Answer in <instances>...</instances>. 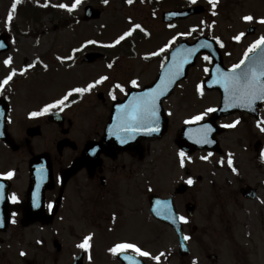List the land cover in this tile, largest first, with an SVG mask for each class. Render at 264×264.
Here are the masks:
<instances>
[{
	"label": "rangeland",
	"instance_id": "374dc122",
	"mask_svg": "<svg viewBox=\"0 0 264 264\" xmlns=\"http://www.w3.org/2000/svg\"><path fill=\"white\" fill-rule=\"evenodd\" d=\"M25 1L20 0L21 3ZM32 1L51 3L56 10L45 11L37 21L16 9L13 11L15 0H0V35L6 36L10 45L7 53L0 54V82L12 69L17 73L0 97L10 104L9 118L16 136L22 130L21 116L25 107L44 108L72 89L86 87L107 76L103 83L81 94V101L74 105L80 112H93L96 116L104 114L103 107H96L97 94L111 93L119 99L125 89L121 91L112 86H128L125 79L134 77L137 85L155 80L177 41L193 43L197 35L209 34L223 45L224 66L232 68L244 59L248 48L264 36V23L259 22L264 19V0H221L216 7L200 3L208 6L205 16L173 25H164L161 15L174 8L161 6L154 10L151 0H133L131 4L127 0H108V3L82 0L71 12L58 5L71 6L74 0ZM86 6L101 10L100 19L84 22ZM9 13L13 17L10 22ZM247 15L253 20L245 21L243 17ZM135 24L141 25V29L115 44ZM252 25L257 27L254 35L246 39L242 36L239 41L234 39L240 33L245 34ZM90 40L96 41L91 47L87 46ZM76 49L80 51H74ZM74 52L80 56L73 61ZM94 52L103 54V58L93 65L83 64V56ZM152 53L158 54L153 56ZM9 57L12 62L6 65L4 61ZM205 57L198 59L187 80L164 103L169 130L153 148L161 150L166 144L171 145L172 151L165 158L158 155L150 172L142 171L143 187L146 183L153 185L159 194H171L177 183L193 181L189 184V199L197 209L190 219V227L185 228L191 254L180 258L175 234L168 227L160 226L145 210L142 214V248L159 257V260L155 259L157 264H264V108L259 121L244 114L221 119L218 125L224 128V133L217 137L220 152L186 154L184 169L179 167L180 156L173 146L183 126L200 123L210 113L201 121H186L208 108L219 106L221 96L217 91L207 92L203 88L201 94L202 81L212 66V61ZM237 120L239 123L234 127H224ZM257 142L261 143L259 153L254 149ZM229 159L232 165H229ZM24 162L23 153H14L0 143V175L9 171L15 173L11 178L10 196L15 194L17 200L22 199L26 183ZM245 186L258 190L256 200L242 198L239 191ZM178 212L180 217L185 216L181 207ZM193 226L198 231L192 236ZM54 239L62 244L61 253L54 250ZM80 239L81 236L52 237L37 227L26 229L21 226L20 218L12 217L9 229L0 232V264H72V256L79 254ZM212 255L218 256L219 262L210 260Z\"/></svg>",
	"mask_w": 264,
	"mask_h": 264
},
{
	"label": "flooded vegetation",
	"instance_id": "af4514ba",
	"mask_svg": "<svg viewBox=\"0 0 264 264\" xmlns=\"http://www.w3.org/2000/svg\"><path fill=\"white\" fill-rule=\"evenodd\" d=\"M133 79L134 77H129L125 80L131 83ZM147 86L138 84L137 89L141 90ZM81 99L82 97H75L66 103L67 107H64L63 111L58 108L52 109L39 117H31L30 113L40 111L41 108L25 107L21 116L22 130L17 136L13 134L12 123L9 121L8 132L12 142L0 143L12 152L15 148V153L25 155L26 181L22 199L16 202L10 200L11 217L20 218V221L22 219L29 199L30 165L33 159L40 157L42 159L38 161L37 166L45 178L42 222H46L51 216L54 217L49 224L38 223L30 228L37 227L40 232L49 233L52 237L81 236L80 244L86 236H92L90 249L85 251L78 247L79 253H85V262L88 264H132L125 256L133 257L138 264L139 261L157 264L150 250L147 251L151 254L150 257H142L130 249L123 254H114L109 249L119 243H134L143 250L141 244L143 210L151 217L150 197L158 195L168 198L173 193L159 194L155 186L148 183L143 187L142 171L147 169L150 172L156 164L158 155L165 158L172 151L171 145L163 144L161 150H155L154 145L161 142L164 137L140 140L132 144L128 150H109L103 153L99 158L100 163L95 159L81 165L87 145L99 142L105 135L111 113V101L114 100L110 94H103L101 100L97 98L96 107H103L105 112L96 116L93 112H80L74 108ZM53 112L60 113L63 117L51 122L49 116ZM179 136L173 143L178 155L183 151L179 146ZM180 165L179 167H183ZM49 176L52 182L48 181ZM180 183L184 184L177 183L173 187V192ZM187 186L186 193L175 197V202L182 208L184 215L190 203V186L188 184ZM49 205L52 207L49 208ZM186 221L183 225L189 228L191 222L187 217ZM168 229L173 233L172 229ZM55 240L58 239H54L53 243ZM75 258L76 256H72V262Z\"/></svg>",
	"mask_w": 264,
	"mask_h": 264
},
{
	"label": "water",
	"instance_id": "95a60500",
	"mask_svg": "<svg viewBox=\"0 0 264 264\" xmlns=\"http://www.w3.org/2000/svg\"><path fill=\"white\" fill-rule=\"evenodd\" d=\"M205 12V8L202 6H196L194 8L179 10V11H167L163 13L162 20L165 24L174 23L177 21H184L193 16L201 15ZM102 15L100 10H96L91 6L85 8V14L83 20L86 22L98 20ZM256 28L252 27L245 37L255 33ZM0 42H3L5 47L0 48V54L9 51L10 46L7 42V38L4 35L0 36ZM210 44L211 47L202 46ZM192 51V54L189 56L188 51ZM206 53L213 60V67L210 72V77L204 79L205 88L207 90L218 89L222 93V105L221 107L213 113L212 118L209 119L206 123L199 126H188L184 128L183 133L180 137L179 144L181 148L188 153H192L197 149H209L214 151H219L218 142L216 136L223 133V130L218 129L216 122L228 115H231L237 111L239 112H249L255 115L256 118H259L258 109L263 107L264 101L257 100L251 107L241 106L238 101L232 99V94L230 92L226 93L222 83L217 82L220 79V73H217V67L221 70L222 73H229L231 70H227L223 66V59L220 53L219 48L217 47L215 41L210 38L202 37L198 39L195 43L189 44L187 42H182L176 46L169 54L168 61L161 69L157 82L151 88H146L143 91L132 90L125 101L116 102L113 106L112 117L110 122V133L100 141L99 143H92L86 147L84 158L81 165L86 164L89 160H97L102 153H106L109 150H119L124 151L129 149L131 143L137 142L139 139H149V138H161L167 130L168 119L165 115L163 109V101L167 99L175 90L177 85L184 81L188 74L190 68L195 66L197 58L200 54ZM173 55L177 56V63L181 61V58H186V62L183 63V67L180 71V75L177 76L173 83L169 84L166 92L161 95L157 100L158 106V116L159 122L158 127L159 131H144L141 130L139 133L132 134L131 136L127 133L120 131V125L122 124V118L124 114V108L122 106L128 105L130 102L134 101L137 98L143 96L144 93L149 92L152 89L157 88V85H160L161 80L167 81L169 75L175 71V65L173 64L172 57ZM264 57V46L259 48L253 55L245 61V65L242 66L246 68L249 65L254 64L259 58ZM102 58V55L99 53H90L85 55L83 62L93 64L98 59ZM237 71H240L239 69ZM101 97V96H100ZM7 112L8 104L0 99V139L9 142V137L6 131L7 123ZM57 116V115H54ZM206 125L211 126V131L207 133V139L212 141L211 143H197L198 140H201L204 135V128ZM121 138H124L125 142L121 143ZM260 144L255 146L256 151L259 150ZM16 150V149H15ZM39 158L33 160L31 163V186H30V199L29 204L25 208L22 225L28 227L37 222L41 221V216L43 213V195L40 197V202L37 200L36 194L41 191L42 179L37 174L34 173L36 169V164L39 161ZM51 181V179H50ZM0 185H3V196L0 198V231H6L9 226L10 216H9V201L8 193L10 189V183L6 180L0 179ZM186 190L185 187L180 186L177 189V193H184ZM44 191V190H43ZM241 194L244 198L255 200L257 198V190H253L251 187H246L241 189ZM152 204V215L156 219L169 224L177 233L180 243V256L185 257L189 254V248L187 240L185 239V234L181 221L176 213L175 205L173 204V199L161 200L160 198L153 196L151 198ZM195 205H188V215L193 216L195 212ZM53 217L48 221L43 222L44 224L50 223ZM197 228H193L195 232ZM55 249L59 252L61 247L59 242H55ZM84 255L82 254L75 260V264H83ZM211 259L218 261L216 256H212ZM143 264V263H142Z\"/></svg>",
	"mask_w": 264,
	"mask_h": 264
},
{
	"label": "snow or ice",
	"instance_id": "6c2138e0",
	"mask_svg": "<svg viewBox=\"0 0 264 264\" xmlns=\"http://www.w3.org/2000/svg\"><path fill=\"white\" fill-rule=\"evenodd\" d=\"M82 0H74V3L69 6L68 4H60L58 5L60 8H64L68 10L69 12L75 10L80 4ZM105 3H108V0H104ZM129 4L133 2V0H127ZM210 4H212L213 7L216 6L218 0H209ZM20 3V0H15V2L12 4V10L15 11L17 4ZM193 3H195V0H193ZM213 15H215V12H213ZM13 19L12 14L9 13L8 15V21L10 22ZM243 19L245 21H252L253 17L251 15L244 16ZM260 23H264V19H261L259 21ZM137 29H141V25L135 24L129 31L125 32L123 35H121L116 41L115 44H120L121 41L125 40L127 37L131 36L134 31ZM244 33H240L239 35L235 36L234 39L239 41L242 36H244ZM88 44H95L96 41H88ZM112 46V45H109ZM202 46H208L211 47L210 44L202 45ZM264 46V36L260 37L259 40L255 41L247 50L245 53L244 59L240 61L239 64H235L232 66V69L229 73H222L221 70L217 67L216 71L217 73H220V79L217 81L219 83H222L225 89V92H230L232 94V99L234 101H238L241 106L245 107H251L257 100L264 101V57L259 58L254 64L247 66L246 68L242 69V66L245 65V61L249 59V53L254 52L256 49L261 48ZM5 47L3 42H0V48ZM221 47L223 45L221 44ZM74 51H80V49H76ZM161 52L164 51V49L160 50ZM192 51L189 50L188 55L190 56L192 54ZM158 53H152L153 56L157 55ZM68 59H72V57H69ZM205 59H209L207 56ZM173 64L175 65V71L172 72L167 81L161 80L160 85H157V88L150 90L149 92H146L143 94L142 97L135 99L134 101L130 102L128 105L122 106L124 108V114L122 118V124L120 125V131L129 134L130 136L135 133H139L141 130L144 131H159L158 122H159V116H158V106H157V100L158 98L163 95L169 84L173 83L175 78L180 75V71L183 67V63L186 62V58H181V61L177 63V56L173 55L172 57ZM12 62L11 57H9L7 60L4 61L6 65H10ZM32 65H28V67H31ZM112 65H109L111 67ZM240 71H237V70ZM27 71V69H25ZM16 70L12 69L10 74L2 81L0 82V93L3 92L6 85L9 84V82L13 79V77L16 75ZM107 76L100 77L99 80L94 81L93 83H89L86 87H78L74 88L71 91H69L66 95H64L62 98L55 100L53 103L45 105L43 109L40 111H34L30 113L31 117H39L42 115H45L46 113H49L52 109H59L60 111H63L64 107H67L66 101L69 100V97L73 95V93L83 94L86 92H90L93 88H95L98 84L103 83L105 80H107ZM133 85H137V81H132ZM116 88L123 91L124 89L121 87L120 84L115 85ZM201 94H203V87L201 86ZM113 99H116L115 95L112 97ZM215 108H208L206 111L200 115L194 116L191 121H186V123H191L193 121H201L204 119V116L207 115V113L215 112ZM239 121L237 120L233 124L230 125H224V127H234L235 124H238ZM211 126L206 125L203 132L204 135L201 140H198L197 143H211L212 141H209L207 139V133L210 132ZM264 130V128H262ZM124 138H121V143H124ZM180 156V163L181 166L184 164V159L186 156V153L181 151L179 153ZM203 159H207V157H203ZM222 163V161H221ZM229 165H232V160H228ZM233 171H236L235 168H233ZM3 178L11 179L15 173L13 171H9L5 174H2ZM188 184H192L193 181L189 179L187 181ZM3 196V185H0V198ZM13 202L17 201V197L15 194L11 197ZM52 205H49V208H51ZM181 220H185V217H180ZM14 222V221H13ZM185 239H189V237L185 236ZM92 240V236H86L84 238L83 243L78 245V247L84 249L87 251L90 249L91 244L90 241ZM132 250L137 255L142 257H150L151 254L147 251H143L140 247H138L134 243H119L116 244L113 248L109 249L112 253H121L123 254L126 250ZM21 255H24V253H21ZM89 259H91V256H89ZM125 259L132 261V264H138L137 261L134 260L131 256H125ZM156 260H159V257H155Z\"/></svg>",
	"mask_w": 264,
	"mask_h": 264
},
{
	"label": "trees",
	"instance_id": "16d2710c",
	"mask_svg": "<svg viewBox=\"0 0 264 264\" xmlns=\"http://www.w3.org/2000/svg\"><path fill=\"white\" fill-rule=\"evenodd\" d=\"M160 1L161 0H158V2L156 3L155 6L160 8L161 7V4H159ZM167 1H170V0H166L165 2L167 3ZM168 4H170V3H168ZM173 6L182 7L184 5L182 4V0H173ZM45 11L55 12V9L50 4L44 6V5H38V4L31 2V1L25 3L24 5L18 6V12H23L26 16H32L37 21L40 19V17H42V14Z\"/></svg>",
	"mask_w": 264,
	"mask_h": 264
}]
</instances>
